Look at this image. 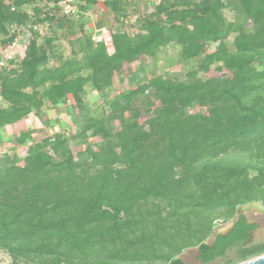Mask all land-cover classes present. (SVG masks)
I'll return each mask as SVG.
<instances>
[{
    "label": "trees",
    "instance_id": "16d2710c",
    "mask_svg": "<svg viewBox=\"0 0 264 264\" xmlns=\"http://www.w3.org/2000/svg\"><path fill=\"white\" fill-rule=\"evenodd\" d=\"M60 1L0 0V43L13 41V27L34 36L16 68L0 70V130L68 97L82 110L86 88L103 95L108 72L169 46L197 68L186 80L158 73L103 99L75 135L54 134L0 165V251L12 264H185L193 248L202 264L231 250L225 264L264 255V242L250 243L257 226L239 212L264 210V70L254 66L264 59V0L150 1L136 33L112 32L108 45L81 23L68 57L29 28L56 24L73 35ZM76 1L81 14L100 5L123 27L129 18V0ZM205 43L218 48L197 59ZM212 69L217 76L198 77ZM89 133L103 142L73 153ZM219 220L233 228L208 244Z\"/></svg>",
    "mask_w": 264,
    "mask_h": 264
},
{
    "label": "rangeland",
    "instance_id": "374dc122",
    "mask_svg": "<svg viewBox=\"0 0 264 264\" xmlns=\"http://www.w3.org/2000/svg\"><path fill=\"white\" fill-rule=\"evenodd\" d=\"M150 1L156 2L157 0H129V18L127 19L128 23L126 22L127 24H125V27L119 23H115L113 15L104 10L103 7L95 5L84 14H81L77 9V14L75 13L72 17L75 21V27L73 30L75 33L73 35L67 32V28L56 24L53 26L52 24L38 25L37 30H34V32L41 37L38 39L39 45H43V40L45 38L54 39L53 45L57 52L62 53L64 57H68L71 52L69 40L78 37V27L81 23L84 25V32L91 37L100 27L107 29L106 31L108 34L102 37L107 44H110L109 35L112 32L125 31L130 34L136 33V19L152 11ZM28 13H31L30 8ZM224 13L227 18L232 15L229 11H225ZM33 37V34H30L25 30L22 31L21 35L17 36L18 44H16V47L12 51L13 53L15 52L16 56L14 55L15 57L13 59H15L16 62L13 64L14 66L12 65L13 67L8 65L6 69L16 68L17 63L24 57L28 42ZM228 43L230 46L231 39L228 40ZM204 45L205 49L196 54L197 59H208L218 48V45L213 43H205ZM56 64L57 61L51 60L49 62V66H55ZM254 66L259 71L264 70V59L257 60ZM196 68V60L185 63L177 62L175 58V49L173 46H169L162 50L154 59L142 58L140 61L134 62L130 66H125V68L117 74L108 72L107 75L112 83L111 88L105 91L103 95L98 94L90 87L82 91L81 96L85 105L82 110L77 109L74 101L68 97L65 103H61L54 109L49 108L47 104H45L44 107H41L22 122L1 129L0 165L6 164L8 160L10 161L12 158H17L22 161L27 154L28 147L39 143L43 139L51 137L54 134H63L66 136L75 135L80 131L88 119L94 118L97 115L103 99H112L120 93L135 89L137 86L144 83L150 76L158 73L170 76L173 79L186 80L187 74ZM217 75L218 73L212 69L208 76L200 73L198 77L204 79ZM0 106H5V103L2 102L1 98ZM198 110V108H194L192 111L196 112ZM114 125L115 127L118 126L117 123ZM26 132L30 133V136L27 137L25 135ZM24 135L25 139L22 143ZM101 142H103V140L100 135L89 133L88 139L82 145L77 146L74 145V143H71V148L73 153H76L87 145L94 146ZM20 165H22V162H20ZM239 212L242 213L248 221L257 224L256 229L250 233V243L264 242V210L261 206L259 204H251L240 208ZM215 225L216 235L217 233L228 230L232 225V222L224 223L219 220ZM215 235L207 239L208 244H211L214 241ZM233 252L234 251L231 250L227 253L226 258L217 259L209 264H225L227 259H230L233 256ZM197 255V249L193 248L185 250L181 255V259L185 264H202L197 260ZM0 264H12L10 257L2 251H0Z\"/></svg>",
    "mask_w": 264,
    "mask_h": 264
},
{
    "label": "built area",
    "instance_id": "2783aa9c",
    "mask_svg": "<svg viewBox=\"0 0 264 264\" xmlns=\"http://www.w3.org/2000/svg\"><path fill=\"white\" fill-rule=\"evenodd\" d=\"M5 2L9 4V3H11V0H5ZM57 6L60 9L59 10V13H61L62 15L73 17V15L75 13L77 14L78 2L76 0H61L57 4ZM122 22H123L124 27H125V24L128 23L127 22V19H122ZM37 27L38 26L32 25L29 28L32 31H34V30H37ZM106 30L107 29H103V27H100L97 30V32L91 37L92 41L95 44L104 43L105 45H108L107 42L105 40H103V37H102V36H106V34H108V32ZM21 34H22V31H20L16 27H13L10 30V36L11 35H15L13 41L11 43L7 44V45H2L0 43V70H10V69H6L7 66L8 65H11L12 66L16 62L15 59H13L16 56L15 55V52L13 53L12 51L16 47V44H18L17 36H19ZM110 35H109V42L111 40Z\"/></svg>",
    "mask_w": 264,
    "mask_h": 264
},
{
    "label": "water",
    "instance_id": "95a60500",
    "mask_svg": "<svg viewBox=\"0 0 264 264\" xmlns=\"http://www.w3.org/2000/svg\"><path fill=\"white\" fill-rule=\"evenodd\" d=\"M232 228H233V223H232V225L230 226V228H229L228 230H226V231H224V232H221V233H219V234H221V235H225V234H227L230 230H232ZM215 239H216V236H215V238H214V241H215ZM240 264H264V255H261V256H259V257L253 258V259H251V260L245 261V262L240 263Z\"/></svg>",
    "mask_w": 264,
    "mask_h": 264
},
{
    "label": "flooded vegetation",
    "instance_id": "af4514ba",
    "mask_svg": "<svg viewBox=\"0 0 264 264\" xmlns=\"http://www.w3.org/2000/svg\"><path fill=\"white\" fill-rule=\"evenodd\" d=\"M248 223H249V224H255V225L257 226L256 223H253V222H250V221H248ZM217 234H219V233H217ZM217 234H216V235H217ZM216 235H215V236H216Z\"/></svg>",
    "mask_w": 264,
    "mask_h": 264
},
{
    "label": "crops",
    "instance_id": "0c3cea01",
    "mask_svg": "<svg viewBox=\"0 0 264 264\" xmlns=\"http://www.w3.org/2000/svg\"><path fill=\"white\" fill-rule=\"evenodd\" d=\"M199 254L197 255V260H198ZM199 261V260H198Z\"/></svg>",
    "mask_w": 264,
    "mask_h": 264
}]
</instances>
